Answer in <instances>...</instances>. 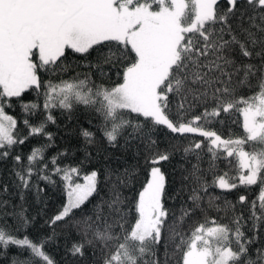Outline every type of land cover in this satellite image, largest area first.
Segmentation results:
<instances>
[{
	"label": "snow or ice",
	"instance_id": "1",
	"mask_svg": "<svg viewBox=\"0 0 264 264\" xmlns=\"http://www.w3.org/2000/svg\"><path fill=\"white\" fill-rule=\"evenodd\" d=\"M81 63L86 72L63 79ZM96 73L111 86L96 84ZM26 93L42 95L43 104L25 102ZM78 105L98 114L108 148L134 145L143 166L82 172L93 158L88 147L76 165L58 163L66 151L46 160L53 109L71 115ZM17 106L26 134L8 111ZM41 110L44 118L32 123ZM235 114L238 134L224 137L207 127ZM161 130L169 139L193 134L171 180L162 162L178 149L159 147L153 134ZM40 136L47 143L23 163L15 148ZM80 136L86 146L97 143L88 128ZM8 158L21 201L33 187L43 191L32 184L34 175L50 184L60 177L65 202L47 223L64 222L79 234L66 249L69 264H94L89 252L101 253L102 264H264V0H0V161ZM218 162L235 176L216 175ZM240 186L256 193L250 201L239 196V204L249 205L247 220L208 191ZM212 209L231 211L230 222L208 217ZM26 212L23 204L0 212V259L15 247L20 254L10 264H56L46 251L54 230L37 241L18 235L32 223ZM197 214L205 221L186 227Z\"/></svg>",
	"mask_w": 264,
	"mask_h": 264
},
{
	"label": "trees",
	"instance_id": "2",
	"mask_svg": "<svg viewBox=\"0 0 264 264\" xmlns=\"http://www.w3.org/2000/svg\"><path fill=\"white\" fill-rule=\"evenodd\" d=\"M73 61L74 58L70 57L69 62L72 63ZM86 71L87 68L82 63L80 67H76L73 64L68 71L62 73L61 75L63 79L67 80L75 77L77 73L82 75ZM50 78L53 80L58 79L57 77ZM93 80L96 84L103 83L105 86H111L110 82L106 78L100 77L98 73L93 76ZM25 96V102L36 101L41 105L43 104L42 95L38 100L35 94L26 93ZM8 111L9 114L14 115L18 119V131L21 132V134H26L27 130L24 129L23 124L19 122L21 117L24 115L21 113L19 106H17L14 110ZM53 115L56 118V123H50L46 129V131L51 132L53 136L51 147H48L44 153L46 160H50L58 153L66 151L68 155L66 157H61L58 163L61 166L68 164L76 165L80 161L84 160V149L85 147H88L93 153V158L90 164L85 163L83 165L82 172H87L92 168L103 171L105 167L123 170L124 168L137 166L138 161L139 166H143V156H137L134 145L129 149H124L122 147L108 148L106 143L102 142L101 133L97 131L96 127L100 124V119L98 114L94 111L86 110L83 105H78L73 109L71 115L61 109H53ZM43 118L44 114L42 110L37 112L36 115L29 117L30 121L34 124L39 123V121ZM240 119L239 115L235 114L225 119L223 124L216 123L208 125L207 127H210L213 130H216L218 134L227 137L230 132L232 134H238L241 131L239 124L233 122L239 121ZM82 128H88L89 130L96 132L97 143L95 145H85L83 137L80 136V130ZM153 135L157 138L161 149L168 145L177 146L178 150L175 151L172 159L170 161L162 162V171H164L171 180L173 175L179 174L180 166L185 163L182 159V148L190 142L193 138V134H186L188 139H169L170 134L167 133V130L158 131ZM195 139L202 140L203 138L195 137ZM46 143V139L42 136L29 138L23 145H18L15 148L14 154L21 155L23 157L22 162L26 164L27 156L30 154L32 149L40 147ZM121 144H123V140L121 141ZM13 166L14 162L11 158L0 161V201H7L6 204L0 205V212L7 210L10 213L13 211L14 206L18 209V206L23 204L27 209V216L32 219V223L26 230H21L18 235L22 238L26 234L29 238L37 241L44 239L46 236L52 235L54 230L56 233L55 240L50 241L46 245V251L56 261V264H69L72 258L66 255V249L70 247L74 241L80 239L79 234L76 232L75 228L66 225L64 222H58L57 225L52 227H49V224L47 223V221L60 211L63 203L65 202L66 197L60 177L53 176L52 179L55 181V184H50L42 179H39L37 175H34L32 177V184L38 185V187L43 189V191L37 194L36 188L33 187L30 191L25 193V200L21 201L18 189L14 185L15 176L12 172ZM204 167H207V163L204 164ZM49 168H51V166H49ZM225 171L229 172L230 177H234L236 174L234 169L230 168L223 162H218L216 175H222ZM142 178L143 176L141 175V179ZM212 179V174H209V183H211ZM5 185L8 187V193L3 192V187ZM174 187H176V185L171 184L169 191L171 192ZM208 191L209 194L220 195L222 197L221 201H218L221 205H223V198H227V200L234 203L236 205V214H241V210H243L242 214L245 220H247L249 216V205L247 201L244 205L239 204L238 199L240 195H245L247 200L250 201L255 198V192L249 191L243 186L233 189L230 192H225L219 188L213 187H210ZM101 194L103 195L104 193L102 192ZM98 199V197L94 198L95 201H98ZM167 206L175 210L178 207V202L174 203V201L168 200ZM86 208L89 210L90 214L92 205H86ZM206 215L208 217L215 218L220 223H229L233 213L229 211L227 215H225L224 212H218L215 209H212ZM77 219H80V217L77 216ZM204 221L205 216L197 214V220L194 221L189 218L186 221V227L194 228L199 222ZM8 223H13L11 217H8ZM248 223L250 224L251 221H248ZM18 254L20 253H18V250L15 247L11 248L9 250V255L6 258L0 259V264H10L11 259ZM22 255L26 256L27 253H23ZM88 261L94 262V264H102L101 253L97 252L96 256H92L91 252H89Z\"/></svg>",
	"mask_w": 264,
	"mask_h": 264
}]
</instances>
